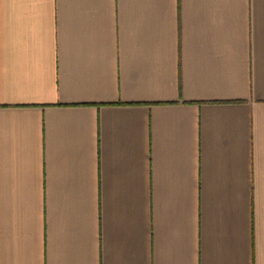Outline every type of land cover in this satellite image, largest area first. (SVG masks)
<instances>
[{
	"label": "crops",
	"instance_id": "obj_1",
	"mask_svg": "<svg viewBox=\"0 0 264 264\" xmlns=\"http://www.w3.org/2000/svg\"><path fill=\"white\" fill-rule=\"evenodd\" d=\"M0 264H264V0H0Z\"/></svg>",
	"mask_w": 264,
	"mask_h": 264
}]
</instances>
